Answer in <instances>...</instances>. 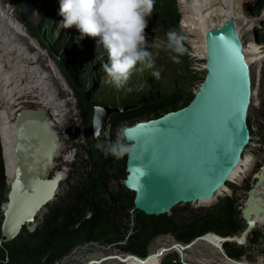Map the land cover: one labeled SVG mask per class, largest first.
Instances as JSON below:
<instances>
[{"label": "rangeland", "instance_id": "374dc122", "mask_svg": "<svg viewBox=\"0 0 264 264\" xmlns=\"http://www.w3.org/2000/svg\"><path fill=\"white\" fill-rule=\"evenodd\" d=\"M5 2L11 7L14 19L41 45L43 51L48 54V59L56 63L62 73L64 68L75 84L74 88L69 84V90L63 91L59 88L60 95L72 97L68 106L70 113L67 116V131L61 137L63 146L55 165V170L62 171L65 178L60 184L56 199L37 215L38 226L46 222L57 205H65L71 201L74 187L88 178V173L93 169L92 160L95 159L98 168L105 174L104 182L108 189L106 192L116 197V228L120 234H126L123 241L108 243L77 240L61 259L52 263L42 259L38 264H126L115 258L130 254L146 257L159 249L176 243L186 245L197 237L208 234L216 237L223 253L201 241L186 250L184 257L176 252L165 254L161 264H227V258L247 261L249 264H264V226L254 228L244 244L235 240L224 242L222 236L228 234H219L210 227L223 213L234 223L235 231L229 235L238 236L244 231L246 222L242 218V208L247 205L257 174L264 165V0H240L238 5V11L246 14L254 23L247 33L242 31L240 34L243 46L247 48L251 43L258 46L257 62L248 64L252 86L258 88L260 94L258 99L252 98L249 108L247 124L250 143L244 152V157L253 155L256 158L254 166L239 183L228 182L223 195L213 203L197 206L190 203L181 204L170 214L159 217L147 216L134 208V193L123 186L127 153L115 157L105 155L103 149L116 141L124 125L137 122L127 120L124 112L157 106L169 98L179 100V108H182L192 100L203 81L206 74L205 59L193 48L195 34H190L191 25L183 17L179 0H154L152 14L147 18L144 30V46L151 53L154 69L160 71V78L156 79L150 75L153 69H146L142 64H137L132 69L127 83L119 90L110 83L103 70L102 65L107 61V54L102 48L98 49L96 41L99 38L85 36L76 43L79 32L75 26L65 29L60 24L63 17L59 14V0ZM170 31L183 37L182 54L178 55L164 47ZM247 53L251 57V52L244 50L245 57ZM173 56H177L178 63L174 62ZM2 118L0 109L1 160ZM122 142L127 144L124 139ZM97 145L101 147L98 148ZM70 155L71 159L66 161L65 158ZM52 174L53 171L50 172V175ZM4 175L6 196L9 185L6 174ZM104 195L108 197L106 193ZM125 201L131 205L128 220L123 213ZM5 202L6 199L0 206L1 212ZM90 215L91 213H87V217ZM191 224L198 229L205 228L206 231L189 241H184L181 238L188 234L186 227ZM23 236L26 237L27 233H23ZM133 237L137 239L135 243H132ZM132 244L138 249L137 252L126 250ZM111 257L113 259H109Z\"/></svg>", "mask_w": 264, "mask_h": 264}, {"label": "water", "instance_id": "95a60500", "mask_svg": "<svg viewBox=\"0 0 264 264\" xmlns=\"http://www.w3.org/2000/svg\"><path fill=\"white\" fill-rule=\"evenodd\" d=\"M205 45L206 74L192 100L121 129L133 149L126 155L123 186L134 193V208L147 216L167 215L178 205L214 197L242 163L250 143L247 117L253 86L234 20L224 17L207 30ZM233 46L239 50L238 61ZM14 119L18 158L2 205L0 245L15 240L24 228L36 231L37 215L56 199L65 177L55 170L59 140L47 111L24 106ZM253 215L264 221V165L242 208L246 236L256 226ZM222 237L225 242L235 236Z\"/></svg>", "mask_w": 264, "mask_h": 264}, {"label": "bare ground", "instance_id": "6f19581e", "mask_svg": "<svg viewBox=\"0 0 264 264\" xmlns=\"http://www.w3.org/2000/svg\"><path fill=\"white\" fill-rule=\"evenodd\" d=\"M179 3L184 19L191 25L190 34H195L193 48L197 49L198 55L204 59H206L205 34L210 28L218 26L224 17L234 20L239 34L242 31L247 33L251 25L254 24L251 19L246 17V14L238 11L240 0H179ZM244 50L251 52V57L248 53L246 54L248 63L250 65L256 63L257 44L251 43L247 48L245 46ZM48 58V54L43 51L41 45L14 19L11 7L5 0H0V109L3 114L1 135L3 162L8 183L11 182L18 158V153L14 149L16 138L14 115L18 109L26 106L47 111L50 123L59 140L56 158L63 146L61 137L67 131V116L70 113L68 106L72 97L67 98L60 95L59 88L65 91L71 87L57 64ZM259 94L258 88L254 87L252 98L258 99ZM244 152L241 157L242 163L233 171L223 188L218 190L214 197L192 205L213 203L219 196L223 195L228 182L239 183L250 172L256 158L253 155H245L244 157ZM70 157L71 155L67 156L66 161L70 160ZM63 175L65 176L64 173ZM252 218L256 220L255 228L264 226V221H261L260 218H256L254 215ZM247 238L248 236L242 232L238 236L235 235L234 240L237 242L242 240L244 244ZM201 241L216 247L223 253L214 235H205L196 242ZM179 244L176 243L168 248L159 249L146 257L130 254L114 258L126 264H161L165 254L176 252L184 257L186 250L194 245L191 244L186 248L184 247L186 245ZM226 261L227 264H249L247 261H236L228 258Z\"/></svg>", "mask_w": 264, "mask_h": 264}, {"label": "trees", "instance_id": "16d2710c", "mask_svg": "<svg viewBox=\"0 0 264 264\" xmlns=\"http://www.w3.org/2000/svg\"><path fill=\"white\" fill-rule=\"evenodd\" d=\"M69 84L74 88L75 84L63 68ZM77 96L81 99L82 96ZM184 103V102H183ZM184 105V104H183ZM186 105V102H185ZM180 102L176 98H169L160 102L157 106L137 108L124 112L127 120L141 121L157 118L169 111L179 109ZM135 123V122H131ZM2 150V149H1ZM2 154V153H1ZM0 154V206L6 199L5 167L3 155ZM93 169L88 173V178L74 187L71 201L68 204L57 205L42 226H38L33 233L25 228L19 236L11 241L0 245V264H38L42 259L52 263L67 254L77 240H93L104 243L123 241L126 234H120L116 228L114 212H116V197L107 193V185L104 182L105 174L98 168V162L94 159ZM107 194V198L104 194ZM49 205V204H48ZM131 205L125 201L123 213L126 219L130 217ZM87 213H91L87 217ZM222 213V212H221ZM220 218L214 220L212 228L219 234H231L234 232L232 220L226 214H220ZM75 225H78L76 228ZM187 226L188 234L182 237L189 241L195 236L204 233L205 228ZM2 226V212L0 210V237ZM207 229V227H206ZM209 229V228H208ZM27 233V236H23ZM145 235V234H144ZM136 237V236H135ZM132 238V243L137 240ZM126 250L137 252L132 246Z\"/></svg>", "mask_w": 264, "mask_h": 264}, {"label": "clouds", "instance_id": "9594fccd", "mask_svg": "<svg viewBox=\"0 0 264 264\" xmlns=\"http://www.w3.org/2000/svg\"><path fill=\"white\" fill-rule=\"evenodd\" d=\"M153 4L154 0H59V14L63 17L60 24L65 29L75 26L79 32L76 43L85 36L99 38L97 47L107 54L103 70L110 83L119 90L127 83L137 64L153 69L150 75L160 78V71L154 69L151 53L144 46V30ZM182 40V36L170 31L164 47L182 54ZM172 59L179 62L177 56ZM125 137L126 133L118 135L116 141L103 149L104 154L121 157L131 152L132 147L122 142Z\"/></svg>", "mask_w": 264, "mask_h": 264}, {"label": "snow or ice", "instance_id": "6c2138e0", "mask_svg": "<svg viewBox=\"0 0 264 264\" xmlns=\"http://www.w3.org/2000/svg\"><path fill=\"white\" fill-rule=\"evenodd\" d=\"M233 56H234V59L237 61L241 59V57L239 56V50L236 49L234 46H233Z\"/></svg>", "mask_w": 264, "mask_h": 264}, {"label": "built area", "instance_id": "2783aa9c", "mask_svg": "<svg viewBox=\"0 0 264 264\" xmlns=\"http://www.w3.org/2000/svg\"><path fill=\"white\" fill-rule=\"evenodd\" d=\"M263 167V166H262ZM262 169V168H261Z\"/></svg>", "mask_w": 264, "mask_h": 264}]
</instances>
